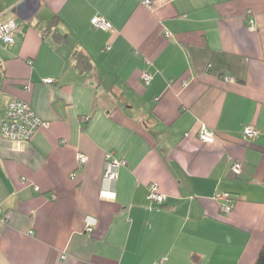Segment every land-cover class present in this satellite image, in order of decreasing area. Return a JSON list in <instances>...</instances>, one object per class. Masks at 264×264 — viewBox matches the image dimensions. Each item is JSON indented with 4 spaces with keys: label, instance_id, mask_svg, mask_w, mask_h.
Here are the masks:
<instances>
[{
    "label": "crops",
    "instance_id": "obj_1",
    "mask_svg": "<svg viewBox=\"0 0 264 264\" xmlns=\"http://www.w3.org/2000/svg\"><path fill=\"white\" fill-rule=\"evenodd\" d=\"M142 1L0 0V21L18 24L0 42V122L22 99L46 124L21 147L0 137V264H255L264 0ZM109 153L125 164L105 184Z\"/></svg>",
    "mask_w": 264,
    "mask_h": 264
},
{
    "label": "built area",
    "instance_id": "obj_2",
    "mask_svg": "<svg viewBox=\"0 0 264 264\" xmlns=\"http://www.w3.org/2000/svg\"><path fill=\"white\" fill-rule=\"evenodd\" d=\"M143 4L146 6H152V0H143ZM93 25L99 29H109L110 24L101 16H96L92 20ZM17 22L14 19H9L7 21H0V42L4 43L6 46L14 44V33L17 29ZM249 28L254 29V23L250 21ZM143 81L148 84L151 81L152 75L148 71L143 73ZM45 83H53V79H44ZM45 124L40 117L36 114L32 106L25 100L13 99L8 103L5 117L0 122V137L10 141L16 147H21L24 143L29 142L38 128ZM46 125V124H45ZM245 134L249 137H253L256 131L252 126H248L245 129ZM199 137L202 141L213 143L216 139L215 133L204 126ZM106 169L103 176V181L105 184L114 183L118 177V168L125 164L124 160H119L114 158L111 153L107 154ZM88 157L84 154H79V161L85 163ZM244 163L240 160H234L230 166V173L233 175H239L243 171ZM102 194L114 198L116 196V191L114 189H103ZM218 198L224 199L227 203L222 206V210L229 212L232 209L230 205V195L229 193H221ZM147 201L149 204H163L166 201V196L160 192L157 183H151L149 185ZM97 220L88 216L85 220V227L88 232H92Z\"/></svg>",
    "mask_w": 264,
    "mask_h": 264
},
{
    "label": "trees",
    "instance_id": "obj_3",
    "mask_svg": "<svg viewBox=\"0 0 264 264\" xmlns=\"http://www.w3.org/2000/svg\"><path fill=\"white\" fill-rule=\"evenodd\" d=\"M82 59H83V56L82 55H80L79 56V60H80V62L82 61ZM150 73V72H149ZM216 137V136H215ZM200 138V137H199ZM216 140V139H215ZM255 264H264V245L262 246V248H261V250H260V252H259V255H258V257H257V260H256V262H255Z\"/></svg>",
    "mask_w": 264,
    "mask_h": 264
},
{
    "label": "rangeland",
    "instance_id": "obj_4",
    "mask_svg": "<svg viewBox=\"0 0 264 264\" xmlns=\"http://www.w3.org/2000/svg\"><path fill=\"white\" fill-rule=\"evenodd\" d=\"M5 113H6V111H5ZM5 117V114H4V116H3V118Z\"/></svg>",
    "mask_w": 264,
    "mask_h": 264
}]
</instances>
